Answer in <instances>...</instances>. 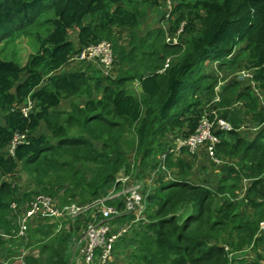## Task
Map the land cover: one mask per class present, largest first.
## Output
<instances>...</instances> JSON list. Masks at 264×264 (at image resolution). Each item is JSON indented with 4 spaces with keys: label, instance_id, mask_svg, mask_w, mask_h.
Masks as SVG:
<instances>
[{
    "label": "trees",
    "instance_id": "1",
    "mask_svg": "<svg viewBox=\"0 0 264 264\" xmlns=\"http://www.w3.org/2000/svg\"><path fill=\"white\" fill-rule=\"evenodd\" d=\"M158 1L0 0V41L26 27L37 41L22 65L0 56V231L15 227L10 217L14 214L8 216L9 202L21 198L12 197L14 186L7 178L18 163L37 183L48 177L42 191L62 200L90 201L106 194L116 184L117 173L129 166L121 148L124 132L132 134L139 155L135 169L141 171L161 137L192 131L202 112L195 94L201 89L211 96L217 83L203 71L206 60L231 65L243 53L252 79L264 88V0H173L171 14L163 12L159 20L168 18L170 32L182 24L177 43L165 41L160 25L141 35L136 32L146 13L140 4L156 6ZM73 26L74 41L67 36ZM121 30L129 31L125 44ZM100 39L110 40L122 63L116 74L103 75L87 62L84 66L94 72L61 69L73 52ZM235 49L238 53L230 56ZM168 56L173 57L165 66ZM127 81H136L139 95L133 85L125 88ZM67 95H83V103L72 102L67 111L57 109ZM27 96L33 104L23 115L20 104ZM217 96L214 106L232 124L229 130L216 131L220 140L214 148L217 157L231 160L224 166L226 176L216 188L184 178L161 179L145 198L146 220L134 225L126 241L114 239L115 245L127 247L131 240L137 264H264V230L259 229L264 219V104L237 80L224 83ZM240 100L244 104L237 105ZM247 113L258 126L252 138L238 132ZM40 121L48 132L32 134ZM15 135L23 136L12 145ZM177 158L179 172L187 173L189 164ZM242 177L251 180L240 202L235 192ZM148 199L156 208L147 213ZM105 202L120 204L119 199ZM130 217L120 213L111 222ZM68 234L43 243L38 255L26 254L24 264H68ZM247 248L257 256H242ZM6 254L0 252V258ZM0 264L11 263L1 259Z\"/></svg>",
    "mask_w": 264,
    "mask_h": 264
},
{
    "label": "built area",
    "instance_id": "2",
    "mask_svg": "<svg viewBox=\"0 0 264 264\" xmlns=\"http://www.w3.org/2000/svg\"><path fill=\"white\" fill-rule=\"evenodd\" d=\"M166 12L168 17L173 7V0H165ZM162 28L165 30V41L177 43L179 41L178 34L182 31V24L173 32L167 29L168 18L161 20ZM170 56L166 58L165 66L170 61ZM75 60L80 62L92 63L100 70L102 74L111 75L113 64L117 61L116 55L113 53L111 44L100 39L81 46L76 52H73L68 61ZM218 89V84L215 86ZM33 100L28 96L25 97L20 104V111L25 115L32 107ZM232 124L216 110L206 111L198 118L195 128L187 133H171L167 135L168 144L157 156L158 164L153 170L156 174H160L163 178L171 176L170 170L167 168L165 158L170 155H178L183 151L190 153L206 152L212 161H219V157L214 152L215 145L219 142L220 136L216 131L218 129L229 130ZM23 135H15L11 140V144ZM114 184L103 196L93 199L95 205L89 218L86 220L80 239L76 243V256L79 264H98L104 262L110 255L112 250V242L128 226L112 229L115 222H111L114 216L120 213L131 214L129 223H138V220H146V196L151 192L152 187L149 184L142 183L134 176L132 172L115 177ZM119 199L120 204L112 202L108 204L105 200ZM11 214H14L15 227L10 232L0 231V237L7 239L15 237L19 240L26 238L28 226L33 222L42 220L43 218L64 219L75 215L81 209L74 204H63L57 206L49 195L36 192L31 195L26 202H9ZM32 225V224H31ZM259 229L264 230V219L259 222ZM76 241V242H77ZM3 261H9L11 264H24V255H5L0 258Z\"/></svg>",
    "mask_w": 264,
    "mask_h": 264
},
{
    "label": "rangeland",
    "instance_id": "3",
    "mask_svg": "<svg viewBox=\"0 0 264 264\" xmlns=\"http://www.w3.org/2000/svg\"><path fill=\"white\" fill-rule=\"evenodd\" d=\"M164 2L165 0H159L156 3V6H153L151 4H143L141 3L139 8L142 9L145 7L146 13L143 14L140 18V22L136 28L137 34L141 35L143 33L147 32V29L153 28L155 26H162L163 24L159 20L161 14L166 12V4L162 7L160 3ZM159 17V18H158ZM160 21V22H159ZM162 24V25H161ZM28 28V27H26ZM26 28L21 29V31H15L14 35L8 39L7 41L1 40L0 41V56L12 60L18 61L20 65H22L26 59L27 56L35 50L37 47V41L31 37L28 32L26 31ZM129 32V31H128ZM126 31L121 30L120 35H121V41L123 42L122 44H125L126 42V36L127 33ZM67 36L69 38H72L73 32L72 29L68 30ZM107 40L110 44V40ZM237 50L235 49V52L231 54L230 56L234 57L235 53ZM238 53V52H237ZM175 54H173L174 56ZM171 56V57H173ZM236 61L231 64V65H222L219 66L215 61L211 60L214 62L211 65L210 60H206V64L203 67V71L206 74H209V76L213 77L217 82L219 80H228V81H239V86L245 85L249 86L253 92V94L257 97V101L260 102V105L264 104V88L258 85L253 79H252V74L253 70L247 67L246 64V57L244 56L243 53H239L238 55L235 56ZM69 65H65L61 67V69L65 68H76V69H84L85 71L92 73L95 71L94 68H86L84 66V62L80 61H75L71 60L68 61ZM122 68V63L121 61L117 58V61L113 64V71L111 75L116 74V72ZM100 71V70H99ZM101 73V72H100ZM102 74V73H101ZM209 80V78L207 79ZM129 85H127V88ZM134 88V87H133ZM133 91L132 89H130ZM219 89H214L212 91V95H208V90H199L195 94V99L198 98L200 101L199 107H201V114L209 111V110H216L218 112V108L214 106L215 100L218 98L217 92ZM84 96H64L60 98V102L58 106H56L57 109H61L62 111H67L69 110V106L72 102H76L77 104L83 103ZM244 104L243 100H240L237 105ZM1 112H0V118H1ZM250 114H243L241 116L242 121L241 124L238 128H242V130H248L252 129L255 130L258 126L255 123H252L248 117ZM43 130V133H47L48 131L46 130L43 125L39 128H37L33 134L40 133L39 131ZM180 133V132H178ZM251 134H249V138H252L254 136L255 131H251ZM124 137L122 138L121 141V148L124 151L125 157L129 160V166L127 168L121 169L120 172L117 173V177L120 175H123L127 172H132L136 178H138L142 183H145L146 181L143 180V177H145V173L150 172L151 170H154L155 167L157 166V156L158 154L167 146L168 141L166 138L161 137L159 139L160 145L157 149V151L154 153L153 156L148 158V163L146 165H143V169L137 170L135 169L136 162L139 161V155H136L134 153V142H133V137L132 134L130 135L129 132H124ZM51 142H55V139L51 140ZM10 147V145L7 146V149ZM169 164L167 163V168L170 170V173L173 174L176 169L180 168V165L177 164L178 158L177 159H171L168 161ZM82 169H86L88 165L84 164H79ZM124 167V166H123ZM122 167V168H123ZM172 170H171V169ZM194 175L192 176L193 180L196 178H199L201 174L203 173L201 164H195L194 166ZM160 174H158L159 176ZM196 176V177H195ZM203 176V175H202ZM166 179L168 180H174V177L171 175L167 177ZM7 181L11 183V186H14L13 192H12V197H20V201L17 202H27L30 198L31 195L35 194L36 192H42L50 196L52 201L57 205L61 206L63 204H74L75 206H78L81 210L78 211L75 215L70 216V217H65L64 219H55V218H44L43 221H39L36 224L29 225L27 228V233H26V238L23 240H19L15 237L7 240L0 241V252H8L9 255H17L19 253L26 255H38L40 246L43 243H49L54 240L57 236H59L61 233H66L68 232L69 237L75 235L76 240L80 239L81 232L83 230L84 224L86 220L88 219V216L90 215V212L93 211L95 205H93V199L90 201H79L77 198L74 199L73 201H67V200H62L60 198L61 195L55 194V193H47L42 191L41 186L42 185H47L48 184V177H45L43 179L42 183H37L34 181L33 178V173L30 171H27L21 167V164L18 163V166L16 168V171L14 174H12L10 177L7 178ZM200 183L206 182L205 180H198ZM243 185H248L247 181L245 182L242 181ZM146 184V183H145ZM110 189V188H109ZM24 192H28L26 196H23L22 194ZM61 192V190H59ZM243 193V189L241 188V185L239 186V189L236 190L235 194L238 201L241 202V196ZM60 194V193H59ZM15 200V199H11ZM246 212L251 214L252 213V208L251 207H246ZM153 208H156L154 204L151 203V200H147V213L153 210ZM11 210L8 211V216H10ZM179 216H182L181 213L178 212ZM11 220L14 223V219L12 216ZM49 220H52L51 222H48ZM48 222V223H47ZM138 223H141V220L137 221ZM43 225H40L42 224ZM46 223V224H45ZM137 223H129L128 219L120 222H116L112 229L118 228V226H128L127 231L128 235L131 234L132 228L136 225ZM138 225V224H137ZM64 230V231H61ZM75 240V238H74ZM49 251H46L42 254L44 258L47 257ZM138 254L134 255V259H136ZM242 256H245L246 258H251V257H256L257 252L253 251L252 248H247L244 250L242 253ZM128 259L132 260L133 258L131 256L128 257ZM14 261V259H10L9 261Z\"/></svg>",
    "mask_w": 264,
    "mask_h": 264
},
{
    "label": "crops",
    "instance_id": "4",
    "mask_svg": "<svg viewBox=\"0 0 264 264\" xmlns=\"http://www.w3.org/2000/svg\"><path fill=\"white\" fill-rule=\"evenodd\" d=\"M70 29H72V32H73V36L70 39H72V41H74L75 40L76 27L73 26V27H70ZM70 29H68V30H70ZM136 32H137V30H136ZM213 63L214 62L211 61V65ZM65 65H69L68 62ZM63 70H72V68H65ZM226 82H228V80H225V79L224 80H219L215 84V86L218 84V89H220L221 86L224 83H226ZM129 83H131V82H129ZM129 83L127 81L124 84L125 88L127 87V85H129ZM130 85H133V87H134L133 90L136 92L135 94L139 95V92H138L139 91V87H138V84L136 83V81L133 82V84L131 83ZM215 86H214V89H215ZM98 96H100V95H98ZM259 104H260V102H259ZM247 114H250V113H247ZM249 118H250V116L248 117V119ZM42 125H43V122L40 121V123H39L37 128L41 127ZM43 127H45V126L43 125ZM182 129H187V128L183 127ZM257 129H258V127L255 130H253V128L252 129H248V130H242V128H238V132H239V134L241 136L249 138V134H251L250 132L251 131H255L256 132ZM33 132H32V134H33ZM39 132L43 133L44 131L40 130ZM167 135H169V134H167ZM167 135H165V136H167ZM177 157H181V159H182L181 161L184 162V164H185V162H187L189 165L186 167V169H188L187 173L183 172V171L179 172V169L174 167V169H176L175 172L172 174L174 179L184 178V179H187V180H190V181H193V182H198V183H200L198 180H205L206 182H204L203 184L210 185L213 188H216V186L219 184V180L222 177L226 176L224 166L231 162V160L229 158L223 157V156L219 157V161H212L211 158L208 156V154L206 152H203V151H199L198 153L197 152L196 153H190L188 151H183L182 153H180L178 155H175V156L172 155L171 156L172 159H177ZM167 162H168V160H167V157H166L165 158L166 166H167ZM198 163L201 164V168H202L203 173L201 174V176L199 178H196V179L193 180L192 176L194 175V172H195L194 166H195V164H198ZM184 164L181 165L183 168H184ZM179 174H181V175H179ZM161 179L162 180H168V179L162 178L161 176H158V174H156L153 170H151L150 172L145 173V177H143V180L146 181L145 183L149 184L152 188L156 187L159 184ZM244 180H245V182L247 181V183L249 184L251 178H247V177H242L241 178L240 185H241V188L243 189V193H244L246 187L248 186V185H245V186L243 185L242 181H244ZM226 181L228 182L229 178H227ZM243 193H242V195H243ZM43 219L40 220V221H43ZM51 221L52 220H49L48 222H51ZM31 224H36V222H34V223L32 222ZM117 227L119 228L120 226L117 225ZM127 233H128L127 230H125L124 232H121L115 238V240L122 239V240L126 241V239L130 236ZM121 235L124 236V237H122ZM74 238H75V240H74ZM76 241L77 240H76V236L75 235L69 237L68 244H69V248H70V255H69L68 264H70V263L71 264H79V259L76 256V243H78V241L77 242ZM114 241L112 242V250L110 252V255L107 257V259L104 262H99L98 264H137L138 261H136V259H134L132 257V253L136 254L137 250H136L135 245H133L131 243V240L128 241V243H127L128 247L127 246L115 245ZM129 256H131L133 259L132 260L128 259ZM24 258H25V255H24Z\"/></svg>",
    "mask_w": 264,
    "mask_h": 264
},
{
    "label": "clouds",
    "instance_id": "5",
    "mask_svg": "<svg viewBox=\"0 0 264 264\" xmlns=\"http://www.w3.org/2000/svg\"><path fill=\"white\" fill-rule=\"evenodd\" d=\"M98 69V68H97ZM103 75H105V74H103ZM106 75H109V74H106Z\"/></svg>",
    "mask_w": 264,
    "mask_h": 264
}]
</instances>
